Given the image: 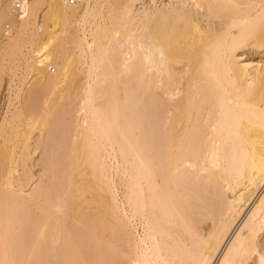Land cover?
Here are the masks:
<instances>
[{
  "label": "bare ground",
  "instance_id": "obj_1",
  "mask_svg": "<svg viewBox=\"0 0 264 264\" xmlns=\"http://www.w3.org/2000/svg\"><path fill=\"white\" fill-rule=\"evenodd\" d=\"M160 4L0 0V264H264V0Z\"/></svg>",
  "mask_w": 264,
  "mask_h": 264
},
{
  "label": "rangeland",
  "instance_id": "obj_2",
  "mask_svg": "<svg viewBox=\"0 0 264 264\" xmlns=\"http://www.w3.org/2000/svg\"><path fill=\"white\" fill-rule=\"evenodd\" d=\"M158 2H159V4L160 3L161 4H163V3L164 4H167L169 2V0H158ZM149 6H150V4H149ZM246 54H245V58L243 60H246L248 62H254V64H259V65L261 64V66L264 65V52H261L260 53V52H256V51L255 52L249 51V53L247 52ZM261 235L262 236H261V238L259 240V246H260V248H262L263 245H264V232ZM249 264H254V259Z\"/></svg>",
  "mask_w": 264,
  "mask_h": 264
}]
</instances>
